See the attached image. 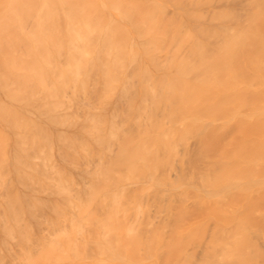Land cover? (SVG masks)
<instances>
[{
  "label": "bare ground",
  "instance_id": "6f19581e",
  "mask_svg": "<svg viewBox=\"0 0 264 264\" xmlns=\"http://www.w3.org/2000/svg\"><path fill=\"white\" fill-rule=\"evenodd\" d=\"M0 264H264V0H0Z\"/></svg>",
  "mask_w": 264,
  "mask_h": 264
}]
</instances>
